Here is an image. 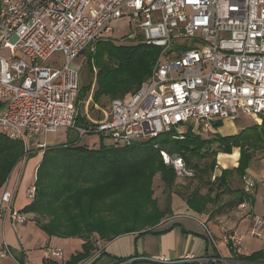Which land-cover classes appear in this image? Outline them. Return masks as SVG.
<instances>
[{"label":"built area","instance_id":"obj_1","mask_svg":"<svg viewBox=\"0 0 264 264\" xmlns=\"http://www.w3.org/2000/svg\"><path fill=\"white\" fill-rule=\"evenodd\" d=\"M122 18L134 26L127 38L140 35L158 49L152 73L127 98L110 101L106 120L88 117L77 125L78 60ZM56 52L62 67L46 66ZM239 113L258 125L264 119V0H0V134L11 140L26 145L35 135L66 128L79 138L133 146L170 129L180 133V125L209 132L212 122L236 120ZM159 153L176 175H191L180 157ZM7 183L0 214L24 225L28 219L12 207ZM241 184L247 196L257 188L246 174ZM34 193L32 186L27 198ZM247 218L244 235L264 242V215ZM244 235L231 229L223 239L237 250ZM8 254L3 245L0 257ZM44 257L62 260L63 252L47 248Z\"/></svg>","mask_w":264,"mask_h":264},{"label":"trees","instance_id":"obj_2","mask_svg":"<svg viewBox=\"0 0 264 264\" xmlns=\"http://www.w3.org/2000/svg\"><path fill=\"white\" fill-rule=\"evenodd\" d=\"M139 38L135 41L130 39L129 44H116L109 37H101L87 49V54V50L82 52L88 73L94 75L92 105L103 109L113 99H125L150 77L158 49ZM125 39L129 38L125 36ZM92 83L91 80L80 86L76 96V109L79 102L86 97ZM86 122L85 115L77 111L76 124L82 125ZM212 124L217 128L222 125V121H214ZM236 149L239 152L237 167L223 169L211 182L216 166L215 158L218 155H230ZM160 151L180 157L186 165L185 169L194 171L198 183L206 186L207 191L215 184L226 187V181L233 173L238 177L246 174L255 153H264V119L260 125L255 123L232 134H214L207 138L190 129L181 130L180 133L170 129L156 138L133 146H115L111 143L107 145L103 138H99L98 147L95 149L73 143L45 149L35 171L34 197L19 212L32 215L36 226L49 237L78 238L82 243L80 250L71 255L69 260L59 263L61 260L44 259L42 264L86 263L97 249L90 240L94 234L106 244L127 234L160 235L179 226L175 223L168 226L160 224L168 210L150 217L145 216L142 211L147 207L154 209V200L150 198V183L155 173L159 172L168 186L174 181V171L172 167L163 165ZM29 154L22 141L11 140L0 134V189L8 181L14 168ZM134 183L140 185L145 197L146 207L142 206L140 214L144 223L152 224L143 231H138L133 223L113 225L101 217L102 204L112 194H121ZM197 193V190L193 191L185 198L186 205L189 210L205 213L207 205L214 202ZM246 199L248 196L241 191L229 203L238 207ZM131 216L136 217V213ZM229 247L234 250V260L240 263H264L263 251L242 255ZM203 257L208 260L164 261L161 258L139 257L136 254L115 258L102 252L92 264H98L102 258L108 260L107 264H222L216 254Z\"/></svg>","mask_w":264,"mask_h":264},{"label":"rangeland","instance_id":"obj_3","mask_svg":"<svg viewBox=\"0 0 264 264\" xmlns=\"http://www.w3.org/2000/svg\"><path fill=\"white\" fill-rule=\"evenodd\" d=\"M112 32L108 35L111 40H113L116 44H129L131 41H135L140 39V35H136L130 41V39H125V36L130 34L134 26L128 20V18H122L120 20H116L111 24ZM124 37V38H123ZM85 52V54H87ZM79 65L81 66V75H80V86L86 85L89 81H93L90 89L87 92L86 97L79 102L77 111L83 113L86 119L89 117L90 120H106L109 117V104L106 103L103 109L99 108L97 105H92V94L95 88L94 85V75H90L88 73L87 68L85 67V55L80 56L78 60ZM64 64V57L61 52L54 53L51 58L45 63L46 66L60 68ZM94 72V71H93ZM78 95V94H77ZM92 115L94 117H92ZM239 118L232 121H224L220 127L215 128L211 123V131H199L197 128L195 132L200 133L204 138L211 137L214 134L219 135H227L232 134L241 129L249 127L255 124L254 119L239 113ZM99 118V119H98ZM88 120V119H87ZM180 130H184L186 128L185 125H180L178 127ZM105 144H110L111 141L108 139H104ZM75 144L76 146H85L89 149H95L98 147L99 138L96 135L93 136H84L79 138L76 133L72 130L66 128H60L54 134L47 135H35L29 140L26 144V150L30 153L23 159V164L21 166L18 182L19 187L21 186L24 191H27L34 184L35 171L39 166L41 159L43 157V151L49 147H58L64 144ZM38 144H43L44 147L38 148ZM237 152V162L239 160V152L238 150H234ZM232 153V154H233ZM231 155V154H230ZM226 155V156H230ZM173 157L172 155H170ZM220 156V155H218ZM215 158L216 166L211 177V182L214 181V177L219 175L223 169L231 170L233 166L231 161L228 158ZM225 156V155H223ZM161 157V155H160ZM183 164L184 161H183ZM164 166H167L163 163ZM186 168V165H184ZM187 170V169H186ZM189 171V170H188ZM191 175L189 176H178L174 173V181L171 186L166 185V183L162 180L161 174L159 172L155 173L151 178L150 183V198L154 200V209L151 207L144 208L143 213L145 216L150 217L159 215L162 211H167L168 214L161 220L162 221L168 218H174V221L177 222L179 226L178 229L180 231L187 230L191 235H194L196 240V245L192 252L201 256L200 260L204 261V255L213 256L218 255L222 259H229L234 250H231L229 245L225 243L224 239L221 237L228 232L229 230H237L240 234H245L248 232L250 227V220L246 223H240L242 220L243 209L240 206L236 207L229 203V201H233L236 199L237 195L242 191L241 177H238L236 174H232L227 179V186H220L219 184H215L209 191H207L206 186H202L197 181V176L194 174V171H189ZM246 175L250 176V178L257 184V188L251 192L248 199L245 200L244 203L247 205H251L253 198L254 203L251 205V213L256 215H264V187L260 184L261 181H264V153L257 152L254 154V157L249 163L248 170L246 171ZM212 184V183H211ZM210 184V185H211ZM198 191V195L208 198L213 204L207 205V209L205 213H197L193 210H189L185 198H187L191 192ZM206 195V196H204ZM146 207L144 193L140 188V185L134 183L129 188L126 189L125 192L118 195H111L105 204H102L101 209V217L105 220L110 221L113 225H119L124 223H133L138 231H143L152 226V224L144 223V220L140 214V210L142 206ZM132 213H136V217H132ZM247 213V210L245 214ZM248 214V213H247ZM246 214V215H247ZM33 218V216H32ZM247 220V221H248ZM172 221V223L174 222ZM160 223V224H161ZM180 223V224H179ZM143 224V225H141ZM234 224V225H233ZM238 224V225H237ZM234 226V227H232ZM232 227V228H231ZM78 239V238H73ZM91 242H94L96 246V251L94 252L95 258H97L100 253H102V247L104 243L99 240L97 234H94L90 237ZM67 242L64 247L63 258L65 261L71 258L72 247L70 246L69 240L66 239ZM77 245V242H76ZM262 249L264 250V242L252 239L249 236L244 235L241 241V246L239 250H236L239 253H247L251 250ZM77 252V251H76ZM74 252L73 254H75ZM72 254V255H73ZM93 256V257H94ZM92 257V258H93ZM32 259V262L36 259L35 255L29 257ZM90 258L87 260L88 264H92ZM45 259V258H44ZM103 259V258H102ZM220 259V258H219ZM218 259V260H219ZM106 260V259H105ZM107 261V260H106ZM207 261V260H205ZM216 261V260H214ZM86 262V263H87ZM221 262V261H220ZM222 264H263V263H232L230 261H225ZM99 264V263H98ZM106 264V263H105Z\"/></svg>","mask_w":264,"mask_h":264},{"label":"crops","instance_id":"obj_4","mask_svg":"<svg viewBox=\"0 0 264 264\" xmlns=\"http://www.w3.org/2000/svg\"><path fill=\"white\" fill-rule=\"evenodd\" d=\"M22 164L23 160L14 168L7 181V187L13 191L12 207L17 211H20L30 202V199H28L26 195L27 191H24V189L21 186L19 187V185L17 184L18 175ZM234 164L236 163L233 162L232 165L234 166ZM253 203L254 198L251 205H253ZM243 204L245 205V209L241 208L244 211L242 213V220L238 222V224L249 222L246 214L251 213V205L246 206L247 203ZM246 210L247 213L245 214ZM26 217L28 221L24 225H13L7 213L0 214V254L2 253L3 245H6L9 251V254L6 255L4 258L0 257V264H42L45 258L44 251L47 248H60L64 252V247L67 243L65 242L66 239L47 236L36 226V224L32 220V215L27 214ZM172 221H174V218L170 217L162 221L161 224H164L165 226L171 225L173 223L177 224L176 221H174L173 223ZM184 231L185 232L180 231L178 227H175L171 231L160 235H123L112 240L111 242L104 244L102 247V252L106 253L110 257L115 258H126L136 254L139 257L146 258L187 260L190 257H193L200 259L201 256L192 252L196 245L197 239L194 237V235H191L189 231ZM246 233L247 232H245V234ZM221 237L223 238L222 234ZM67 240H69L68 244H70V246L72 247L73 252L71 253V255L74 252L80 250L82 243L80 239L70 238ZM256 251L264 252V250L262 249H257L251 250L247 253L239 254L249 255ZM34 255L36 259L32 262V259L29 257ZM94 259L95 256L91 259V261ZM105 259L106 258H103L99 262V264H107L108 260L106 259V261ZM204 260H208V258H204ZM63 261H65L64 258H62L59 263ZM219 261L223 263H225V261H230L232 263H240L234 260L233 255L226 260L220 257ZM84 264H88V262Z\"/></svg>","mask_w":264,"mask_h":264},{"label":"bare ground","instance_id":"obj_5","mask_svg":"<svg viewBox=\"0 0 264 264\" xmlns=\"http://www.w3.org/2000/svg\"><path fill=\"white\" fill-rule=\"evenodd\" d=\"M223 157L230 159V160L233 161L234 163L237 162V160H236V158H237V152H234V153L231 154L230 156H223V155L218 156V158H223ZM234 165H235V164H234Z\"/></svg>","mask_w":264,"mask_h":264},{"label":"water","instance_id":"obj_6","mask_svg":"<svg viewBox=\"0 0 264 264\" xmlns=\"http://www.w3.org/2000/svg\"><path fill=\"white\" fill-rule=\"evenodd\" d=\"M200 260V259H199Z\"/></svg>","mask_w":264,"mask_h":264}]
</instances>
